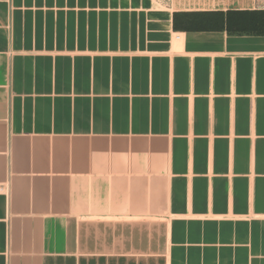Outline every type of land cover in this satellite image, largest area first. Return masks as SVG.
Returning <instances> with one entry per match:
<instances>
[{"label":"crops","instance_id":"0c3cea01","mask_svg":"<svg viewBox=\"0 0 264 264\" xmlns=\"http://www.w3.org/2000/svg\"><path fill=\"white\" fill-rule=\"evenodd\" d=\"M0 264H264L258 0H0Z\"/></svg>","mask_w":264,"mask_h":264},{"label":"rangeland","instance_id":"374dc122","mask_svg":"<svg viewBox=\"0 0 264 264\" xmlns=\"http://www.w3.org/2000/svg\"><path fill=\"white\" fill-rule=\"evenodd\" d=\"M155 9H160L162 15H166L172 8L185 6H216L224 0H149ZM258 5L264 7V0H258ZM262 28L257 25V28Z\"/></svg>","mask_w":264,"mask_h":264},{"label":"trees","instance_id":"16d2710c","mask_svg":"<svg viewBox=\"0 0 264 264\" xmlns=\"http://www.w3.org/2000/svg\"><path fill=\"white\" fill-rule=\"evenodd\" d=\"M229 13V10L227 11V13L226 14H228Z\"/></svg>","mask_w":264,"mask_h":264}]
</instances>
